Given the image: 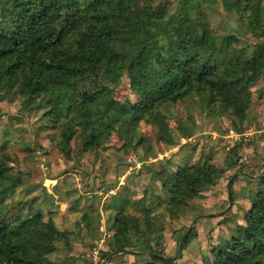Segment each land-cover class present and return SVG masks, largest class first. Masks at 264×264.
I'll list each match as a JSON object with an SVG mask.
<instances>
[{
    "label": "trees",
    "instance_id": "16d2710c",
    "mask_svg": "<svg viewBox=\"0 0 264 264\" xmlns=\"http://www.w3.org/2000/svg\"><path fill=\"white\" fill-rule=\"evenodd\" d=\"M146 2L0 0V92L19 95L24 111L42 110L41 117L53 128L60 124L58 144L63 147L78 136L85 149L103 147L111 131L131 140L142 121L155 127L160 141L174 143L165 130L162 108L192 94H204L209 105L219 103L244 118L249 86L264 70L263 0H178L172 13ZM218 4L262 39L246 57L244 49L233 47L235 35L217 37L212 29L209 14ZM123 74L138 96L134 102L113 97L112 84ZM181 129L182 135L191 134ZM10 161L0 142V264H57L52 256L58 228L51 219L24 213L12 202L23 173L13 171ZM153 166L167 195L164 201L157 194L153 201L178 209L223 172L208 162L175 170L169 169V162ZM256 178L261 187L244 222L222 238L202 264H264V171ZM122 210L124 205L111 229L122 226L125 247L134 255L147 253L151 260L144 264H176L178 257L163 254L159 246L163 226L153 220V208L123 221Z\"/></svg>",
    "mask_w": 264,
    "mask_h": 264
},
{
    "label": "rangeland",
    "instance_id": "374dc122",
    "mask_svg": "<svg viewBox=\"0 0 264 264\" xmlns=\"http://www.w3.org/2000/svg\"><path fill=\"white\" fill-rule=\"evenodd\" d=\"M177 1L146 3L172 13ZM214 8L209 15L217 37L235 35L238 41L233 47L244 49L242 57H246L262 39L254 37L220 4ZM123 75L112 84L113 97L134 102L138 96ZM249 91L244 118L220 108L219 103L209 105L204 94H192L162 108L165 130L175 138L174 143L160 141L155 127L142 121L133 139H122L111 131L104 146L94 149H85L79 136L67 147L58 144L60 124L53 128L51 121L41 117L42 110L24 111L19 95L0 92V142L11 156V169L23 173L22 184L11 200L24 213L36 212L45 221L55 222L57 249L52 259L57 264H92L90 254L96 247H100L105 262L114 248L123 246L107 264L150 261L147 253L134 255L125 247L122 226L111 229L114 215L123 205L119 212L122 221L142 216L152 207L153 220L163 226L159 245L163 254L178 257L176 264H202L210 250L244 222L252 196L261 187L256 177L264 171V70ZM180 122L191 134L182 135ZM138 137H142L141 142ZM231 159L236 161L227 169ZM167 162L170 170L182 164L208 162L223 172L181 209L166 203L158 206L153 201L155 196L161 194L165 201L167 195L161 191L153 165ZM234 174L229 200L227 185ZM140 198L144 200L137 204ZM188 228L186 237L190 238L177 254Z\"/></svg>",
    "mask_w": 264,
    "mask_h": 264
},
{
    "label": "water",
    "instance_id": "95a60500",
    "mask_svg": "<svg viewBox=\"0 0 264 264\" xmlns=\"http://www.w3.org/2000/svg\"><path fill=\"white\" fill-rule=\"evenodd\" d=\"M236 176H237V174H234V175L230 178V180L228 181V185H227V186H228V198H229V200H230V198H231V187H232V182H233V180H234V178H235ZM189 230H190V228H188L187 231L184 233V235H183V237H182V239H181V241H180V243H179L178 250H177V254L179 253V251H180V249H181V246H182V243H183L185 237L187 236V233L189 232ZM116 253H118V251H114V252H112L110 255H108V256L106 257V259H105L104 264H107V263H108V260L110 259V257L113 256V255L116 254Z\"/></svg>",
    "mask_w": 264,
    "mask_h": 264
},
{
    "label": "built area",
    "instance_id": "2783aa9c",
    "mask_svg": "<svg viewBox=\"0 0 264 264\" xmlns=\"http://www.w3.org/2000/svg\"><path fill=\"white\" fill-rule=\"evenodd\" d=\"M100 247H96L91 251V260H92V264H103V258L100 255Z\"/></svg>",
    "mask_w": 264,
    "mask_h": 264
},
{
    "label": "crops",
    "instance_id": "0c3cea01",
    "mask_svg": "<svg viewBox=\"0 0 264 264\" xmlns=\"http://www.w3.org/2000/svg\"><path fill=\"white\" fill-rule=\"evenodd\" d=\"M111 264H113V262ZM114 264H117V263H114Z\"/></svg>",
    "mask_w": 264,
    "mask_h": 264
}]
</instances>
